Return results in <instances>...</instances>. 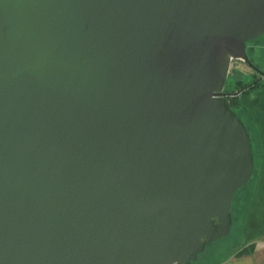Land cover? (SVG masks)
I'll return each instance as SVG.
<instances>
[{
	"label": "water",
	"instance_id": "1",
	"mask_svg": "<svg viewBox=\"0 0 264 264\" xmlns=\"http://www.w3.org/2000/svg\"><path fill=\"white\" fill-rule=\"evenodd\" d=\"M264 0H0V264H190L254 173L226 93Z\"/></svg>",
	"mask_w": 264,
	"mask_h": 264
},
{
	"label": "rangeland",
	"instance_id": "2",
	"mask_svg": "<svg viewBox=\"0 0 264 264\" xmlns=\"http://www.w3.org/2000/svg\"><path fill=\"white\" fill-rule=\"evenodd\" d=\"M256 44L257 48L253 52V56L256 62L260 65V68L264 71V35L258 37ZM234 66H238L237 72L234 76H230V79L242 77L239 74L244 72L246 75L242 78L247 81L251 80L252 74L247 66L241 65L236 60H233L231 63V69H233ZM244 114L242 113L243 116ZM255 146L257 154L256 165L259 166L260 159L258 155L260 152L257 147V142L255 143ZM259 177V171L256 167L251 181H249V183L243 187L234 197L233 210L236 223L230 235L224 236L212 243H209L206 247V250L200 255L202 258L194 261L193 264H213L219 260L228 258L233 254L239 253L240 250L252 243V238L250 237L253 234L252 229L249 228V225L252 222L249 221L252 219L253 221L260 224V222H262L264 219V214L262 213V208H264V205L260 207L261 202L255 198V194L252 191L253 189L255 191V189L258 187L260 183ZM254 203H257V205L255 206ZM246 227L247 229H245Z\"/></svg>",
	"mask_w": 264,
	"mask_h": 264
},
{
	"label": "trees",
	"instance_id": "3",
	"mask_svg": "<svg viewBox=\"0 0 264 264\" xmlns=\"http://www.w3.org/2000/svg\"><path fill=\"white\" fill-rule=\"evenodd\" d=\"M230 81V82H229ZM228 84L232 87H235L236 89H241V88H247L246 91L237 97H234L232 99L231 105L233 109L238 113V115L242 118V120L245 122L247 129L249 133L251 134L252 138V143H253V152H254V172L256 167L258 168L259 171V179L260 183L258 187L252 190L255 194V198L259 200L264 205L263 198H264V164L262 165L259 163V166L256 165V146L255 143L257 142V147L259 150V159H264V81L262 82H256L254 85L251 86L250 82H247V80H231L229 79ZM237 85V86H236ZM244 114V116L242 115ZM253 178V176H252ZM251 181V180H250ZM249 183V182H248ZM247 183V184H248ZM246 184V185H247ZM244 185L243 187H245ZM242 187V188H243ZM240 188L234 195L242 189ZM233 197V199H234ZM233 201H232V215H233V225L231 228H234L235 226V216H234V210H233ZM252 221V225H249V228L252 229V234L250 238H258L260 234L264 233V230L260 229L259 223ZM247 229V227L245 228ZM255 230V231H253ZM254 243L252 242L250 245L244 247L242 250L239 251L238 254H243L245 252L251 251L254 248ZM201 255V254H200ZM200 257V256H199ZM194 262L190 263L193 264Z\"/></svg>",
	"mask_w": 264,
	"mask_h": 264
},
{
	"label": "crops",
	"instance_id": "4",
	"mask_svg": "<svg viewBox=\"0 0 264 264\" xmlns=\"http://www.w3.org/2000/svg\"><path fill=\"white\" fill-rule=\"evenodd\" d=\"M264 144V142H263ZM260 163L264 164V159H260ZM256 206L257 203H254ZM263 204L260 203V207ZM262 213L264 214V208H262ZM264 216V215H263ZM249 222H252L251 220ZM260 229L264 230V219L260 222ZM254 248L251 251L245 252L243 254H233L228 258L219 260L213 264H264V233L260 234L258 238H253Z\"/></svg>",
	"mask_w": 264,
	"mask_h": 264
},
{
	"label": "flooded vegetation",
	"instance_id": "5",
	"mask_svg": "<svg viewBox=\"0 0 264 264\" xmlns=\"http://www.w3.org/2000/svg\"><path fill=\"white\" fill-rule=\"evenodd\" d=\"M260 37V36H259ZM258 38H256V39H253V40H250V41H248L247 42V55H248V57H249V59L257 66V67H259L260 68V65L256 62V60H255V58H254V56H253V52L256 50V48H257V44H256V40H257ZM233 60H236L237 62H239V64H241V65H245V66H247L249 69H250V72H251V74H252V78H251V80H249V81H247V82H250V84H251V86L252 85H254L256 82H262V81H264V78H262L261 77V74L257 71V70H255L251 65H249L246 61H244V60H242V59H233ZM238 67V66H237ZM237 67L236 66H234L233 67V69H230V73H229V77H228V81H229V79H230V76H234L235 74H236V72H237ZM261 69V68H260ZM262 70V69H261ZM240 76H245L246 75V73H242V74H239ZM242 77H238L237 78V80H245L244 78H242ZM231 80H234V81H236V78L235 79H232L231 78ZM228 81H227V84H226V88H225V92L226 93H232V94H234V93H237V92H241L239 95H237V96H240V95H242L245 91H246V89L247 88H241V89H236L235 87H232V86H230L229 84H228ZM230 82V81H229ZM237 86V85H236ZM237 96H231L229 99H230V102H232V99L234 98V97H237Z\"/></svg>",
	"mask_w": 264,
	"mask_h": 264
}]
</instances>
